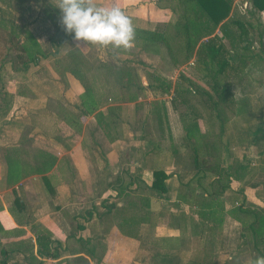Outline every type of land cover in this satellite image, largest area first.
<instances>
[{
  "label": "crops",
  "instance_id": "0c3cea01",
  "mask_svg": "<svg viewBox=\"0 0 264 264\" xmlns=\"http://www.w3.org/2000/svg\"><path fill=\"white\" fill-rule=\"evenodd\" d=\"M40 1L0 0V24L17 21L26 28L20 33L0 26V38L14 43L11 45L16 50L12 55L0 41V260L6 259L7 264H247L258 256L248 225L228 211L238 205L264 209V179H256L264 178V126L260 127L264 112L251 115L244 126L251 136L237 146L253 154L249 162L244 156L238 159L237 153V159L225 156L229 148L224 141L222 161L197 170L191 152L181 146L180 117L173 119L167 112L174 148L162 144L156 127L158 137L149 139L148 130L139 126L142 137L125 116V105L133 102L109 99L113 94L106 93L112 90L108 80H96L92 85L101 93L100 103L94 112L87 111L81 100L84 87L70 73L73 52L79 51L80 59L87 62L84 48L76 47L72 36L62 29L56 0ZM97 3L119 6L138 26L148 20L144 19L146 10L154 11L149 15L153 24L167 22L173 14L165 0ZM50 5L56 10L51 12ZM156 12L162 17L155 18ZM50 41L67 44L65 55L51 48ZM22 43L40 59H36L38 64L29 61L18 47ZM39 66L42 79L38 80L34 76ZM100 67L107 66L102 63ZM101 88H106L107 99ZM123 94V90L118 91V96ZM116 104L121 105L116 112L121 117L122 136L111 141L95 113L100 110L108 118V108ZM72 117L73 122L69 120ZM20 148L27 153L50 152L56 156L55 165L44 174H30L6 186L4 152ZM240 158L248 163L244 165ZM28 160L35 163L32 158ZM114 167L116 171H112ZM157 168L168 174L162 193L151 187L152 172ZM16 197L23 204L21 209L13 204ZM139 197L149 198L152 221L139 225L137 237L122 234L114 223L104 230L107 226L102 215L106 211ZM215 210L223 214L220 223H214L212 215L207 218L208 212ZM23 241L32 244L28 250H24ZM262 245L259 243L261 249Z\"/></svg>",
  "mask_w": 264,
  "mask_h": 264
},
{
  "label": "trees",
  "instance_id": "16d2710c",
  "mask_svg": "<svg viewBox=\"0 0 264 264\" xmlns=\"http://www.w3.org/2000/svg\"><path fill=\"white\" fill-rule=\"evenodd\" d=\"M165 2L172 10V21L157 22L153 27L148 28L134 25L136 29L134 45L145 54L162 58V48L165 47L171 62L177 66L194 56L195 68L201 74L197 80H208L210 87L206 88L183 70L179 73L174 84L162 78L161 75L154 74L152 75L153 83L148 85L154 88L157 95L173 93L170 99L171 103L174 105L178 100L185 107V111L180 114L183 129L180 142L181 146L191 152L194 168L200 170L204 164H217L222 161L221 155L225 143L221 136L225 130L227 112L243 114L250 111L248 97L252 85L248 84L244 78L241 59L237 56L238 54L233 53L242 42H245L243 48L249 50L250 42L247 39L249 31L245 25L249 26L250 24L235 17L232 9L234 0H165ZM249 2L250 12L253 15L264 10V0H249ZM49 7L53 12L52 5ZM259 44L263 46V41L260 38ZM18 47L25 51L29 61L34 60L36 63V59L40 60L37 56L32 55L25 44L22 43ZM78 52H73L76 56L74 59L72 58L70 73L78 78L84 87L81 100L88 109L87 111L94 112L98 109L101 93H99V89L92 88L97 78L92 75L93 77L91 76L92 79H90V69L86 66L88 63L80 59ZM262 54L264 55V51ZM50 56L43 57L49 58ZM19 58L21 59L20 56ZM55 61H59V59ZM57 70L59 71V68ZM126 74L130 75V72L128 71ZM122 82L124 84L120 87V90L124 92L122 97L111 89L106 93H109L107 95L113 94L109 98L114 100L113 102H120L117 97L119 100L133 102L134 111L137 112L142 105L141 101H137V98L145 88L138 79L127 77ZM234 89L240 91L238 97L234 96ZM106 93H104L105 99H107ZM118 109H121L119 104L109 107L108 118L100 110L95 113L98 124L111 141L122 136L120 132L121 117L116 112ZM147 112V115H152L160 140L167 141L174 148L165 100L151 101ZM69 120L73 122L74 117ZM216 125L218 126L217 131L215 130ZM4 158L6 167L3 180L6 186H13L30 174H44L50 171L56 162V156L50 152L38 150L36 153H27L25 149L21 148L20 150H5ZM28 158L34 159L35 163H31ZM152 175L151 187L159 193L165 192L164 180L168 176L166 171L157 168L153 170ZM19 198L16 197L13 204L21 209L23 204ZM10 212L15 215L13 209H10ZM212 213V221L220 223L223 214L221 213V216L220 212L216 210L210 211V214ZM202 214L206 215V212ZM228 214L243 225H248L256 239L254 248L258 251V255H263L264 209L257 210L238 205L230 209ZM207 218L210 219V216ZM102 219L107 226L104 230L108 229L110 223H114L122 234L137 237L139 225L152 221L149 198L129 199L126 205L106 211L102 215ZM39 241L42 243V240ZM23 242L25 243L24 250H28L32 245L28 241ZM259 243L263 244L262 249L259 247ZM1 253L6 255L7 251L3 250ZM70 263L67 261L66 264ZM0 264H7L6 259L0 260Z\"/></svg>",
  "mask_w": 264,
  "mask_h": 264
},
{
  "label": "rangeland",
  "instance_id": "374dc122",
  "mask_svg": "<svg viewBox=\"0 0 264 264\" xmlns=\"http://www.w3.org/2000/svg\"><path fill=\"white\" fill-rule=\"evenodd\" d=\"M249 7H250L249 0H234L232 9L234 11L235 17L239 18L240 21H243V22L247 21V23L252 25V26L245 25L247 30L249 31L248 36H247V39L250 42L249 50L248 49L245 50L243 48V45L245 42H242L237 47L238 49L235 50L236 52L233 51V53H235L236 55L238 54L237 56H239V58L241 59L243 63V75H244V78H246L245 80L248 81V84L252 85V87H250L251 93L249 94V97H248L249 104H250V111L249 113L238 114V117L234 115L232 111L227 112V115H226L227 121L225 123V130H224L223 135L221 136L223 141L228 142L229 150L227 149V152H225V156L229 154L231 155L230 159H232V157L237 159L234 156V154L237 153L238 159L239 157L244 156L245 158H247L248 162L250 161V157L253 154L247 153L246 149H244V152H243L242 149H240L237 146L240 145V142L242 143L246 142V136L247 137L251 136V135H248V133L244 131L245 123L250 121V119L253 117L251 115H254V114L257 115L259 113L262 114V112H264V55L262 54V51H264V10L261 11L257 15L256 14L253 15L250 12L251 10ZM54 10H56V8ZM144 13H146V16L144 19L148 18V20H145V21L142 20L140 26L146 27V28L153 27L155 24L150 22L151 17L149 16L152 13H150V11L147 12V10ZM157 13L158 12H156V14ZM5 16L9 17L10 14H5ZM156 17L161 18L162 13L161 14L158 13L155 16V18ZM167 17H168V14H167ZM172 19L173 18L171 15V18L169 19V21L170 20L172 21ZM0 26L4 27L6 30L9 28L13 32H20V33L25 31L26 29L24 25L20 24L17 21H15L14 23L4 22L3 24H0ZM56 26L57 25L54 23L53 27L55 29H56ZM2 37L4 36L2 35ZM259 38L262 39L263 46L259 44ZM0 41L2 42V45H4L7 49L8 48L10 49L12 55H15L16 50H15V47L12 46L14 45V43L9 42V40L6 39L5 37L4 39L0 38ZM13 41H15V39H13ZM54 41L57 42L56 40ZM47 42L48 41H46V43ZM50 44L52 45L51 48H57L58 50H60L61 55H65L64 52H67L68 50L67 44L66 45L64 43L54 44L51 41H50ZM6 48H4L5 50L3 51H6L7 50ZM81 48H84L83 52L87 55L86 57L85 54L83 53V56L87 59V63H88L86 66L90 70L92 68V71H90L91 75L89 76L90 79H92V77L94 76L97 78V81L99 83H103L104 81L108 80L107 82L111 84L112 90H114V92L116 93L120 90V87H121L120 84H123L122 80H124L125 78L127 79V77L128 78L130 77V79H134V80L138 79L139 82L143 86L146 87V89L142 91V93L140 92L137 98V101H141L142 103L141 108L137 112L134 111V106L132 103L125 105V112H126L125 116L127 118V121L132 123L131 128L135 127L136 133H139L142 137L144 133H142V130L140 129V127H138L140 124L142 125L143 128H145L146 131L148 130L147 135L149 139H153V137L155 138L158 137L156 135V131H155L156 126L152 119V115H147L148 113L147 111L150 108L151 101L158 100V99L160 100L164 99L165 101H167L168 102V104L166 103V107L168 106L167 112H169V115H171L173 119L176 118V116L180 117V114L185 111V107L182 104H180L178 100L176 101V103H174V105L171 103L170 98L172 97L173 93L155 95L154 88L148 86L150 85V83H153L152 75L154 74L161 75L162 78L166 79L167 81H171V83L174 84L175 80L177 79L180 73L176 71L175 66L177 65H174L171 62L170 57L165 47L162 48L165 53L163 54V58L159 56H151V55L145 54L139 51V48L136 45H134V47L130 51L119 50L118 55H116L114 51L111 49L101 48V47L92 46V45L81 47ZM75 56L76 55L72 53L71 58L74 59ZM56 57H58V53H57V56H54L53 58H56ZM189 60H194V63H195L194 56H192ZM189 60L181 62L180 63L181 66H183ZM100 63H103L107 67L103 69L102 67H100ZM184 70L186 74H189L194 80L203 84L206 88L210 87L208 80H204V79H202L201 81L197 80V78L200 77L201 74L196 70L195 65L187 67ZM41 71H42V67L39 66L38 71L35 72L34 79H38V80L42 79ZM128 71L130 72V75L126 74V72ZM52 74H51V77H53ZM100 90L102 91V93H105L106 88H103ZM233 94L235 97H238V95H240V91L238 89H234ZM20 117H21V114H20ZM126 118L124 117V122ZM124 126L126 128L127 125H123V127ZM263 126H264V122L263 124H260V127H263ZM215 130L216 131L218 130L217 125L215 126ZM176 139L178 142L180 138L178 137ZM138 140L140 141V139ZM162 144L166 147L168 142L164 141ZM230 146L231 148H233L231 149V153H230ZM242 161L244 165L248 163L244 159H242ZM165 162L167 163L166 160ZM234 165L236 166L237 162H235ZM251 166L252 165H250V167ZM254 167H256V165H254ZM116 170L117 168L115 167L112 169V171H116ZM256 179L263 180L264 178H260L259 176ZM140 189H141V193H144L143 189L142 188ZM207 215L210 216V215H213V213L212 214L208 213Z\"/></svg>",
  "mask_w": 264,
  "mask_h": 264
},
{
  "label": "clouds",
  "instance_id": "9594fccd",
  "mask_svg": "<svg viewBox=\"0 0 264 264\" xmlns=\"http://www.w3.org/2000/svg\"><path fill=\"white\" fill-rule=\"evenodd\" d=\"M61 10L60 25L76 43V47L89 45L130 51L134 47L136 29L133 20L119 6L105 7L97 0H56ZM247 264H264V255L249 259Z\"/></svg>",
  "mask_w": 264,
  "mask_h": 264
},
{
  "label": "built area",
  "instance_id": "2783aa9c",
  "mask_svg": "<svg viewBox=\"0 0 264 264\" xmlns=\"http://www.w3.org/2000/svg\"><path fill=\"white\" fill-rule=\"evenodd\" d=\"M192 65H194V60H189L188 62H186L183 66H181V65H179V66H175L176 68V71L177 72H181V71H183L185 68H187V67H190V66H192Z\"/></svg>",
  "mask_w": 264,
  "mask_h": 264
}]
</instances>
